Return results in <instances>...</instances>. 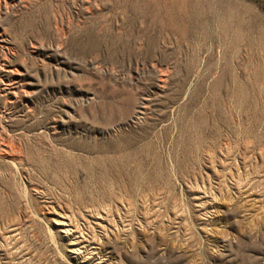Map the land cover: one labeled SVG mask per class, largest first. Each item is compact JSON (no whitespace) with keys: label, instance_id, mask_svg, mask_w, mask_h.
<instances>
[{"label":"rangeland","instance_id":"obj_1","mask_svg":"<svg viewBox=\"0 0 264 264\" xmlns=\"http://www.w3.org/2000/svg\"><path fill=\"white\" fill-rule=\"evenodd\" d=\"M0 264H264V0H0Z\"/></svg>","mask_w":264,"mask_h":264}]
</instances>
